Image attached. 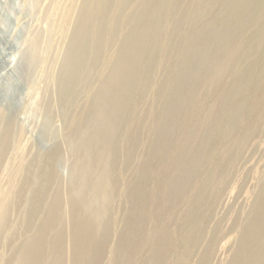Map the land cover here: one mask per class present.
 <instances>
[{
	"label": "bare ground",
	"instance_id": "6f19581e",
	"mask_svg": "<svg viewBox=\"0 0 264 264\" xmlns=\"http://www.w3.org/2000/svg\"><path fill=\"white\" fill-rule=\"evenodd\" d=\"M68 24L30 156L38 35L0 81V264H211L236 225L224 264H264V181L216 212L263 128L264 0H75Z\"/></svg>",
	"mask_w": 264,
	"mask_h": 264
},
{
	"label": "rangeland",
	"instance_id": "374dc122",
	"mask_svg": "<svg viewBox=\"0 0 264 264\" xmlns=\"http://www.w3.org/2000/svg\"><path fill=\"white\" fill-rule=\"evenodd\" d=\"M74 3L75 0H0V81L4 75L13 72L20 62L30 38L34 35L39 36L38 47H35L39 57L38 64L36 63L37 66L34 65V69L30 70L31 78H28L23 87L20 108L15 115V127L21 132L20 148L17 151L23 156H30L38 151L36 134L43 120L45 105L52 100L55 92L53 76L58 69V57L64 48L69 26L68 15ZM160 76L158 73L157 78ZM81 102L82 99L79 98L78 103ZM52 125L59 133L63 131L64 124L59 117L54 119ZM262 127L261 134L255 138L258 147L257 145V148L250 147L251 151L249 150V155H246L248 158L245 157L247 162L244 160L235 172L232 187L217 208V214L224 217L225 228L230 226L235 218L241 221L248 213L258 187L264 181V120ZM47 148L48 146L45 147ZM57 168L59 175L66 176L65 164L64 166L60 164ZM11 172L9 169L8 177ZM238 229V225L234 226L223 239L211 264H224L229 259Z\"/></svg>",
	"mask_w": 264,
	"mask_h": 264
}]
</instances>
